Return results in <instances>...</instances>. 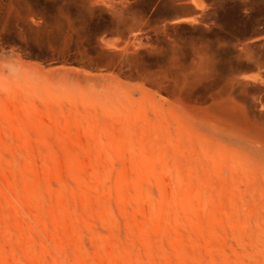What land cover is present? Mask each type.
Masks as SVG:
<instances>
[{
    "label": "rangeland",
    "instance_id": "374dc122",
    "mask_svg": "<svg viewBox=\"0 0 264 264\" xmlns=\"http://www.w3.org/2000/svg\"><path fill=\"white\" fill-rule=\"evenodd\" d=\"M202 1L0 0V264H264V0Z\"/></svg>",
    "mask_w": 264,
    "mask_h": 264
},
{
    "label": "clouds",
    "instance_id": "9594fccd",
    "mask_svg": "<svg viewBox=\"0 0 264 264\" xmlns=\"http://www.w3.org/2000/svg\"><path fill=\"white\" fill-rule=\"evenodd\" d=\"M23 64H25L23 54L13 53L12 49L4 50L3 55H0V67H19Z\"/></svg>",
    "mask_w": 264,
    "mask_h": 264
},
{
    "label": "bare ground",
    "instance_id": "6f19581e",
    "mask_svg": "<svg viewBox=\"0 0 264 264\" xmlns=\"http://www.w3.org/2000/svg\"><path fill=\"white\" fill-rule=\"evenodd\" d=\"M192 2L195 4V7H197V8H202V6L204 5V3H203V1L202 0H192ZM204 7H205V5H204ZM198 20V19H197ZM140 39L139 40H134L133 42H132V45L134 46V45H136V44H140ZM255 76V75H254ZM257 76V75H256ZM252 78H253V76H252ZM262 79V78H261ZM254 80L256 81L257 80V78H254ZM203 121V120H202ZM209 121V123H210V120H208ZM212 124V125H211ZM211 126H213L214 128H216V127H218L213 121L211 122ZM247 148H249L250 149V147H247ZM246 148V149H247ZM255 152V151H254ZM264 159V158H263ZM264 161V160H263Z\"/></svg>",
    "mask_w": 264,
    "mask_h": 264
}]
</instances>
